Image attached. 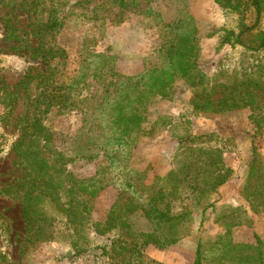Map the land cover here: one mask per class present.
<instances>
[{
  "label": "trees",
  "instance_id": "obj_1",
  "mask_svg": "<svg viewBox=\"0 0 264 264\" xmlns=\"http://www.w3.org/2000/svg\"><path fill=\"white\" fill-rule=\"evenodd\" d=\"M111 1L120 8L124 6V0ZM213 1L224 11L237 15L238 22L233 29H222L219 36L220 47H228L230 54L235 56L226 54L220 58L212 76L202 71L198 64L201 48L197 29L177 21L167 26L172 36L162 54L164 64L146 67L129 77L102 71L103 75L121 81H114L113 89L101 96V103L94 100L96 105L92 109L89 105L92 98H80L79 94L74 99L78 94L74 92L85 81L82 73L78 79L73 78L61 87L51 83L54 70L44 72L40 77L26 74L15 85L26 98H29L30 82L35 78H42L50 90L49 95L44 93V100L37 103V108L35 105L33 109L37 110L33 114L26 113L16 121L22 131L15 150L23 177L6 190L20 200L21 216L30 242L54 238L50 230L52 211L69 220L73 230L71 244L77 254L88 251L90 233L105 237L114 231H123L140 238L133 248L142 250L150 245L164 249L187 238L193 230L195 217L199 216L200 220L196 231L201 228L205 211L213 207L205 205L207 197L232 178L233 170L224 160L228 141L214 131L192 134L193 122L203 116H221L247 109L252 134L256 136L264 129V31L258 29L264 0ZM0 4L11 9L29 6L25 0H0ZM248 18L253 20L252 25ZM35 25H32L31 36L40 41L44 33L58 30L60 21L52 17L43 25L38 24V29ZM4 29L6 40H17L18 31L9 18L5 19ZM31 51V57L40 59L45 65L66 58V51L59 47L40 44ZM177 81H182L192 93L189 106L183 104L173 117L159 114L152 115L151 119L149 106L169 99ZM62 91L66 93L58 95ZM16 96L0 82V102L4 109L12 110ZM58 98L62 100L60 107L90 106L87 116L98 127L100 142L96 141V135L91 138L93 135L88 128V132L82 134V143L77 145L74 156L68 157L64 152L51 149L53 133L43 126L41 119ZM163 129L169 130L177 143L166 174L149 178L145 171L132 169L128 163L119 160L123 155H129L140 137L152 136ZM254 136L251 158L239 189L243 204L217 210L215 223L221 231L208 250L202 251L200 241L197 243L192 264H264V243L259 237H255L254 243H246L233 236L235 229L251 226L252 215L264 213V164ZM93 146L103 148L108 162L99 166L90 177L74 178L67 170L68 164L77 159L97 157V149ZM49 148L51 151L47 155ZM110 186L118 190V198L122 201L113 203L102 220L94 221L91 218L92 200ZM42 202L44 212L38 208ZM134 213H139L149 225L148 231L134 232L129 221ZM113 243L112 252H126L125 248H117ZM107 252L106 247H102V254ZM136 260L138 264H148L140 257Z\"/></svg>",
  "mask_w": 264,
  "mask_h": 264
},
{
  "label": "rangeland",
  "instance_id": "obj_2",
  "mask_svg": "<svg viewBox=\"0 0 264 264\" xmlns=\"http://www.w3.org/2000/svg\"><path fill=\"white\" fill-rule=\"evenodd\" d=\"M25 3L29 6H17L13 9L4 8L0 4V82L17 95L10 111L4 109L0 102V264H138L136 257L142 258L148 264H167L163 263V260L150 259V251L160 250L159 255L166 257V261L170 259L169 255L171 256L175 246L159 249L150 245L138 250L133 246L141 241L140 238L123 231H114L105 237L90 233L88 251L77 254L71 244L73 230L70 222L57 211H52L50 217V230L54 238L50 241L30 242L21 216L20 200L12 197V192L7 193L6 190L18 184L23 177V169L17 162L19 158L15 150V144L22 131L21 125L16 121L26 113L33 114L37 103L44 100V93L49 95L50 90L44 85L42 78H35L30 82L29 98H26L15 85L26 74L40 77L44 72L47 74L54 70L51 83L55 82L61 87L69 84L73 78L78 79L82 73L86 85L83 86L84 82L80 84L81 88L74 92L78 94H73L74 99L76 100L79 94L80 98H92L93 101L89 103L92 109V106L96 105L94 100L101 103V96L113 89L114 81H121L120 78L111 79L106 74L103 75L102 71L129 77L146 67H160L164 64L162 54L172 36L167 26L177 21L197 29L201 48L198 64L202 71L212 76L220 58L226 54L235 56L234 53L230 54L228 47H220L219 36L222 29H233L236 26L238 16L224 11L213 0H124L123 8L111 0H25ZM52 17L60 21L58 30L44 33L41 42L33 38L32 25L36 23L35 28L38 29V24L43 25ZM6 18L11 20L18 31L17 40H6ZM247 21L252 25V19L250 21L248 18ZM258 29L264 31V8ZM40 44L64 49L66 58L61 61L55 59L49 65H45L40 59L32 58L31 49ZM62 93L65 94L66 91L59 92L58 95ZM191 96V91L186 89L183 82L177 81L169 99L154 102L149 106V117L159 114L173 117L183 104L189 106ZM61 101L58 98L54 102L55 105L50 107L41 122L53 133L51 149L72 157L77 151V145L82 143V134H86L88 128L89 133L93 135L91 138L97 136V142L101 141L98 138L101 133L98 127L93 125L94 121L91 122V118L87 116L90 109L88 104L64 108L59 106ZM35 105L36 108L33 109ZM249 115L250 112L246 109L221 116H204L193 123L196 132L214 131L221 139L228 141V150L224 154L228 166L232 159L244 162L251 158L250 148L254 135ZM165 131L168 135L171 134L169 130L163 129L152 136L140 137L137 146L129 155H123L119 160L128 163L132 169L145 171L149 178L166 174L173 161L169 159L173 152L160 153L156 148L164 141L162 135ZM179 133L182 132L179 130ZM157 136L159 138L155 140ZM254 137L255 145L260 150V155L263 154V159L264 129ZM93 147L97 149V157L92 160L77 159L68 164L67 170L74 178L90 177L99 166L108 162L103 148ZM49 151L50 148L47 149V155ZM150 157L153 158L148 159ZM246 168L247 164L238 169V184L243 182ZM213 194L205 201V205L213 207L205 211L201 228L196 231L200 220L199 216L195 217L193 230L185 238L191 242L192 262L187 260V264H192L195 260L199 241L201 250L206 251L220 233L221 228L215 223L217 210L243 204L242 201V204L232 202L228 206L216 205L217 197ZM121 201L118 198V190L112 186L108 187L92 200V220H102L109 207ZM38 208L44 212V202L40 203ZM252 219L250 227L241 226L233 231L235 240L254 243L255 237H259L264 243V213L252 215ZM129 221L134 232L143 233L150 229L139 213L130 215ZM113 241L117 248H125L126 252H112ZM104 246L107 254H102ZM136 251L141 255H137Z\"/></svg>",
  "mask_w": 264,
  "mask_h": 264
},
{
  "label": "crops",
  "instance_id": "obj_3",
  "mask_svg": "<svg viewBox=\"0 0 264 264\" xmlns=\"http://www.w3.org/2000/svg\"><path fill=\"white\" fill-rule=\"evenodd\" d=\"M191 132H192V134L198 133L195 131V125H193ZM200 133H202V132H200ZM158 138H159L158 136L155 137V140ZM162 139H164V141L162 143H159L158 146L156 147L160 151V153L165 152V151L174 152V150L176 149L177 143H176V140L173 139L172 135L171 134L168 135L167 131H165V134L162 135ZM261 156H263V154ZM152 158L153 157H150L148 159H152ZM262 160H263V164H264V157ZM249 161H250V159H246V161H244V162L242 160H239V159H236V160L232 159L230 161L228 166L233 170V175H232V178L230 180H228L224 185H222L216 191V193L213 194L217 197L216 205H220V206L227 205L228 206V205L232 204V202H235L236 204H242V199L239 195L240 194L239 189H240L241 184H238V179H237L238 173H237V171L241 166H245V164H248ZM212 197H214V196H212ZM213 201H214V199H213ZM252 223H253V219H252ZM248 227H250V226H248ZM190 245H191V242L188 239H184L183 241H180V242L172 245L175 247L172 249L173 252H172L171 256L169 255V258H170V259H168L169 261L168 260L164 261L166 257H162L161 255H159L158 251H160V250H157L156 252L150 251L151 255H149V257H150V259H153L156 261L157 260L158 261L163 260V263H167V264H187V260H188V262H192Z\"/></svg>",
  "mask_w": 264,
  "mask_h": 264
}]
</instances>
